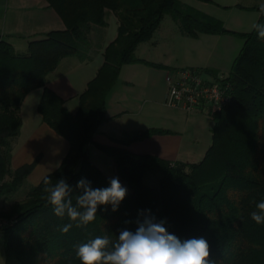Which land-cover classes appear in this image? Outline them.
Here are the masks:
<instances>
[{
  "label": "trees",
  "instance_id": "1",
  "mask_svg": "<svg viewBox=\"0 0 264 264\" xmlns=\"http://www.w3.org/2000/svg\"><path fill=\"white\" fill-rule=\"evenodd\" d=\"M45 1L60 15L65 29L30 41L23 53L0 39V215L13 216L11 223L0 229L5 264H81L75 254L77 245L98 235L108 234L115 240L121 230L135 232L143 210H150L157 221L165 220L168 232L181 241L205 238L214 264H264V225H257L250 216L255 203L264 200V39L254 29H227L220 19L181 0ZM237 6L257 10L256 23L264 24V0ZM165 14L190 37L205 33L242 39L226 76L232 87L231 100L211 115V143L198 162L96 143L113 159L127 195L117 211L113 212L111 205H100L93 222L76 227L78 221L54 214L44 192L45 178L53 185L66 178L73 189L81 178L93 188L110 186L90 160L86 145L106 119L105 96L121 66L135 61L161 66L137 58L134 52L140 42L151 38ZM110 15L118 21L117 35L104 47L103 64L79 95L75 113H70L64 100L46 86L47 76L64 57L90 56L92 36L100 40L94 51L100 50ZM36 88H42L38 103L42 120L68 142L69 149L60 167L33 186L26 177L34 163L12 169L10 160L21 126V103ZM165 132L159 128L136 131L122 144ZM156 172L161 176L159 184L150 186L144 177ZM78 191H73V198ZM68 223L72 228L62 233L60 227Z\"/></svg>",
  "mask_w": 264,
  "mask_h": 264
},
{
  "label": "crops",
  "instance_id": "2",
  "mask_svg": "<svg viewBox=\"0 0 264 264\" xmlns=\"http://www.w3.org/2000/svg\"><path fill=\"white\" fill-rule=\"evenodd\" d=\"M195 2L197 4L195 8L220 19L227 29L233 31L249 32L259 18L257 10L247 11V8L238 7L237 4L245 7L251 5L242 3L241 0H195ZM213 4L215 7L210 8L209 6L212 7ZM227 12H232L234 18L230 20ZM241 12H248L250 16ZM242 16L248 19L247 24L245 21V26H243L244 21H240L243 19ZM162 20L163 18L151 38L144 43L150 45V48L157 49L165 45L163 44L165 41L172 40L175 54L170 53L171 56H167V53L163 52L162 56H159L147 47L149 52L141 55L137 50L144 43L140 42L137 45L135 48L137 58L161 66L155 67L144 61L121 66L118 78L105 96L106 119L94 133L93 141L86 145L90 160L103 175L105 171L103 161L109 163L111 178L117 177L113 159L106 155L95 154L94 158L91 156V153L103 154L96 147V143L125 147L133 153L155 154L169 160L185 161L181 159V153L192 151L189 152L185 147L182 123L184 116L192 113L165 105L166 72L170 69L197 67L224 74L227 68L220 60L228 57L234 60L239 50L235 52L236 48L234 49L233 45L237 43L238 46L240 45L239 49L242 45L241 38L228 34L201 33L197 37H190L181 33L175 21L163 24ZM65 27L60 15L49 7L45 0H0V39L8 41L17 52H26L30 41L40 39L52 30H62ZM117 27L116 17L110 15L107 25L103 28V47L100 50L85 58L64 57L47 76L46 86L64 100V106L70 113H75L79 95L103 64V49L116 37ZM180 42L184 43L182 48L178 47ZM175 55L177 57H173ZM217 56L218 62L214 59ZM129 70L132 72L130 73ZM137 86L145 95H156L158 98L141 100ZM41 95L42 88L33 89L21 103V126L14 141L10 160L12 169L34 163L33 169L26 177V182L33 186L57 169L54 165L62 162L69 149L68 142L42 120L38 112ZM148 128H159L168 132L133 141L126 146L122 144L132 133ZM208 146L201 153H205ZM3 242L4 236L0 230V264H5Z\"/></svg>",
  "mask_w": 264,
  "mask_h": 264
},
{
  "label": "clouds",
  "instance_id": "3",
  "mask_svg": "<svg viewBox=\"0 0 264 264\" xmlns=\"http://www.w3.org/2000/svg\"><path fill=\"white\" fill-rule=\"evenodd\" d=\"M264 12V8L261 9ZM252 28L264 39V24L254 23ZM54 167H60L57 163ZM47 202L54 214L63 219L65 216L76 227L86 226L97 217L98 206L111 205L112 211L118 210L120 203L127 195V189L121 185L118 177L110 179V186L93 188L91 182L81 178L76 188L61 178L53 185L49 178L44 181ZM79 190L73 198L72 193ZM75 199V204H73ZM251 219L257 225H264V200L255 203ZM142 220H137L135 232L121 230L119 236L112 240L108 234L98 235L76 246V257L81 264H214L209 259L210 246L201 238H190L181 241L176 235L168 232L166 221H157L150 210L140 212ZM72 223L60 227L67 233Z\"/></svg>",
  "mask_w": 264,
  "mask_h": 264
},
{
  "label": "rangeland",
  "instance_id": "4",
  "mask_svg": "<svg viewBox=\"0 0 264 264\" xmlns=\"http://www.w3.org/2000/svg\"><path fill=\"white\" fill-rule=\"evenodd\" d=\"M181 1L183 3H185V4H188V5L192 6V7H194V8L197 7V6H195V5H197L195 0H181ZM228 1H232V0H228ZM241 1H242V3H246V4L249 3L251 5L252 4H257L259 2V0H241ZM209 7L213 8L215 6L213 4L212 7L211 6H209ZM224 8H226V7H224ZM246 10L247 11H253V10H250V9H246ZM227 13L230 15L229 16L230 20L232 18H234V14L232 12H227ZM241 13H248V12H241ZM248 15L250 16L249 13H248ZM242 18L243 19H240V21H244V25L243 26H245V21H246V24H247L248 23V19H246L245 16L244 17L242 16ZM172 21H174L172 19V17L169 14H165L164 17H163L162 23L166 24V23L172 22ZM252 29L253 28H251L249 31H251ZM228 35H231V34H228ZM232 36H234V35H232ZM96 38L92 36L91 42L89 44V45H91L92 54L95 53L94 50L97 49L95 47L96 43L98 41H100V40L97 41ZM144 42L145 41H143V43ZM163 44H165V45H161V47H158L157 49H153V48H150V45H147V44L144 43V44H141L139 46L137 51H138V54L145 55L147 52H149V49L147 48V47H149L150 51L152 50L153 53H157V55H159V56H162L161 54L163 52L167 53V56H171L172 53H173V55L175 54L174 53L175 50H173V41L172 40H167ZM183 45H184V43L180 42L178 47L182 48ZM239 46H238L237 43H236V45H233V48L234 49L236 48L235 52H238ZM88 52H90V50H88ZM134 54L136 56L137 52H134ZM234 54H236V53H234ZM173 57H177V55H175ZM229 58L230 57H228V59L223 58V59L220 60L222 65L227 68L226 71H224L225 73L223 74L225 76L228 75V73L230 71V68H231L232 60H233L232 58L231 59H229ZM214 59H215L216 62H218V60H219L218 56L214 57ZM120 72L121 71H119V73ZM129 72L131 73L132 71L129 70ZM220 74H222V73H220ZM118 76H119V74H118ZM136 89H137V92H138L139 91V86H137ZM138 93L141 94V100H143V99L148 100V98L149 99L158 98V96H156V95H154V96L145 95L141 90ZM147 104L150 105L151 103H147ZM213 126H214L213 118L211 117V115H209L205 111H195V112H192V114L184 116L183 123H182V130H183L184 139H185V147L187 149H189V152H191V151L192 152L191 153H181L182 154V157H181L182 160L189 161V162H198V161H200L202 159L204 153H201V152H203V149L206 146H208V144H210V142H211V136H212L211 130H212ZM95 154H97V155H106L108 157V155L105 154V153H103V154L102 153H91V156H93V158H94L96 156ZM184 155H185V157H184ZM106 156H103V157L106 158ZM105 158H103V160H105ZM106 159H108V158H106ZM103 165L105 166L104 167V169H105V171H104V175L105 176L104 177H105V179L107 181L110 182V180H109V178H111V175H110L111 174L110 173L111 170L109 168L110 165H109L108 162H104V161H103ZM160 177L161 176H160L159 172L147 173L145 175V177H144V180L150 186H158ZM12 218H13V216H11V217H3V216L0 215V219H3L5 221H7L8 224H10V222L12 221Z\"/></svg>",
  "mask_w": 264,
  "mask_h": 264
},
{
  "label": "built area",
  "instance_id": "5",
  "mask_svg": "<svg viewBox=\"0 0 264 264\" xmlns=\"http://www.w3.org/2000/svg\"><path fill=\"white\" fill-rule=\"evenodd\" d=\"M208 73L197 67L168 70L165 105L187 113L205 111L214 115L220 112L231 100V83L223 74ZM7 225V221L0 219V228Z\"/></svg>",
  "mask_w": 264,
  "mask_h": 264
}]
</instances>
